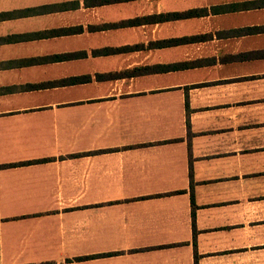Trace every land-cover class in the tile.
Masks as SVG:
<instances>
[{
	"label": "crops",
	"instance_id": "crops-1",
	"mask_svg": "<svg viewBox=\"0 0 264 264\" xmlns=\"http://www.w3.org/2000/svg\"><path fill=\"white\" fill-rule=\"evenodd\" d=\"M0 264H264V0H0Z\"/></svg>",
	"mask_w": 264,
	"mask_h": 264
}]
</instances>
